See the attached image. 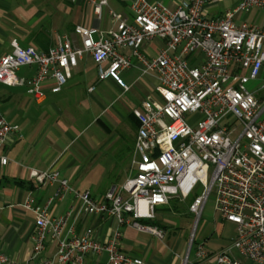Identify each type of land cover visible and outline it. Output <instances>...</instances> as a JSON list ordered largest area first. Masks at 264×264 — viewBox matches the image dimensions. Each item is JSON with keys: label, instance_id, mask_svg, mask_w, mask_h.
I'll return each instance as SVG.
<instances>
[{"label": "built area", "instance_id": "obj_1", "mask_svg": "<svg viewBox=\"0 0 264 264\" xmlns=\"http://www.w3.org/2000/svg\"><path fill=\"white\" fill-rule=\"evenodd\" d=\"M214 1L186 0L170 9L148 0H128V13L108 11L113 27L107 32L75 27L79 48L64 38L44 53L15 41L10 51L0 52V84L24 87L36 101L43 97L45 81L54 80L51 93H57L85 56L95 65L96 82L111 79L128 90L118 75L136 67L157 80V96H146L141 109L132 112L137 122L132 173L119 187L108 189L101 202L72 189L56 171H30L35 183L53 186L54 192L43 207L32 208V199L24 203L35 214V230L32 258L21 264H87L88 258L102 253L104 264H145L120 250L119 228L129 226L162 239L165 230L158 226L162 220H156L155 206L186 199L198 186L200 194L188 205L195 216L193 230L213 192L218 219L236 225L230 248L252 264H264V25L234 22L237 13L264 11V0H238L222 17L212 19L205 8ZM90 2L99 19L106 1ZM154 39L163 47L147 56L141 48ZM25 67H35L34 75L17 77ZM249 83L259 85L249 89ZM12 135H20L18 127L0 113V146ZM0 163L7 160L0 157ZM66 194L78 201L79 213L113 218L119 228L103 243L91 228L77 234L69 221L73 208L57 217L48 212L49 205ZM144 220L156 225H145ZM193 238L194 232L189 250ZM47 240L56 250L53 257L41 258ZM194 256L193 264H240L225 251L209 255L200 244ZM0 264L16 263L0 252Z\"/></svg>", "mask_w": 264, "mask_h": 264}, {"label": "crops", "instance_id": "obj_2", "mask_svg": "<svg viewBox=\"0 0 264 264\" xmlns=\"http://www.w3.org/2000/svg\"><path fill=\"white\" fill-rule=\"evenodd\" d=\"M90 1L0 0V52L10 51V43L15 41L22 48L32 47L44 53L64 38L79 48L75 27L107 32L113 27L109 10L122 14L129 11L128 0H105L98 19ZM148 1L174 9L186 0ZM237 2H211L205 13L209 18H220ZM262 14L261 10L252 9L242 22L263 26ZM162 47L163 42L154 39L145 43L141 51L154 56ZM107 66V62L103 64V68ZM19 70L17 77L29 79L36 68L25 67L22 73ZM118 77L128 90L111 79L96 82L95 65L90 56H85L70 70V78L57 93H51L55 81H45L41 85V100L28 96L24 87L0 84V113L9 125L18 127L20 134L10 136L0 146V157L7 160L5 165L0 163V252L14 263L21 264L32 258L35 214L24 208V203L32 199V208L43 207L54 192L53 186L35 183L30 171H56L72 189L88 192L100 202L108 189L119 187L132 173L137 130L132 112L141 109V96H157V80L153 75H141L138 67L120 71ZM92 86L94 91L89 92ZM136 92L141 100L135 98ZM129 97L134 98V103ZM72 208L69 221L75 225L77 234L91 228L94 237L103 243L119 228L113 218L79 213L78 201L69 194L53 201L48 212L51 217H57ZM214 225L204 228L197 242L193 238L190 250L189 238L171 234L161 225L158 226L166 231L162 239L150 232L120 227V250L145 264H193L196 246L200 244L209 255L225 251L240 264H252L230 248L236 237V225L220 221L218 217ZM55 250V243L47 240L40 257L51 258ZM105 260L106 255L102 253L88 258L87 264H104Z\"/></svg>", "mask_w": 264, "mask_h": 264}, {"label": "rangeland", "instance_id": "obj_3", "mask_svg": "<svg viewBox=\"0 0 264 264\" xmlns=\"http://www.w3.org/2000/svg\"><path fill=\"white\" fill-rule=\"evenodd\" d=\"M262 12H263L262 18L264 20V11H262ZM246 15H247V13H237L234 17V22L236 24L241 23L242 19ZM94 39H96V36H94ZM198 54H200V53L198 52ZM21 69H23V68H21ZM22 72H24V70L20 71V73H22ZM16 74H18V72ZM257 85H259V84L249 83L247 85V87L249 89H254L255 87H257ZM261 94L264 96V89L261 90ZM139 95L140 94H138L137 92L134 94L135 98H140ZM141 98L143 101L145 98V95L141 96ZM141 98H140V100H141ZM129 101L131 103H134V98L129 97ZM142 101H141V103H142ZM195 118H197V117H195ZM200 192H201V189L198 186L195 189V191H193L188 196V198H186V199L181 200L179 198H174V199L170 200L167 205L155 206L154 213H155L156 220L157 219L162 220L161 223H159V224L162 227L163 226L166 227L171 234H175V235L180 234L182 236L187 237V239H188V238H190L189 235L191 236V234L194 232V241L197 242V239H199V237L201 236L204 228H207V226H215L214 224H216V222H217V214L213 213V210H212L213 205H214V200H215V195L212 192L208 196V200H207L206 206L204 208V211H203L201 217L199 218V221L195 227V230H193L194 229L195 216H193L192 214H190L188 212V205L191 203V201L193 200V198L195 196L200 194ZM165 233H166V231H165ZM188 242H189V239H188Z\"/></svg>", "mask_w": 264, "mask_h": 264}, {"label": "trees", "instance_id": "obj_4", "mask_svg": "<svg viewBox=\"0 0 264 264\" xmlns=\"http://www.w3.org/2000/svg\"><path fill=\"white\" fill-rule=\"evenodd\" d=\"M142 223L145 224V225H150V226L156 225L154 222L149 221V220H144V221H142Z\"/></svg>", "mask_w": 264, "mask_h": 264}]
</instances>
